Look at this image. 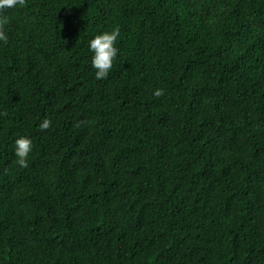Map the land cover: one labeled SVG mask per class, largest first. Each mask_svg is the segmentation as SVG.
<instances>
[{"label": "trees", "instance_id": "trees-1", "mask_svg": "<svg viewBox=\"0 0 264 264\" xmlns=\"http://www.w3.org/2000/svg\"><path fill=\"white\" fill-rule=\"evenodd\" d=\"M0 15V264H264V0ZM112 30L98 80L88 41Z\"/></svg>", "mask_w": 264, "mask_h": 264}, {"label": "clouds", "instance_id": "clouds-1", "mask_svg": "<svg viewBox=\"0 0 264 264\" xmlns=\"http://www.w3.org/2000/svg\"><path fill=\"white\" fill-rule=\"evenodd\" d=\"M26 0H0V13L6 9L25 6ZM8 23L6 16L0 15V42L6 43L8 36L4 26ZM119 36L117 30L103 32L95 35L88 41V49L93 54L91 57V67L95 70L96 79H104L109 75L113 67V63L118 55L116 41ZM163 92L161 89H156L154 95L160 96ZM52 124L49 119H44L39 127L47 130ZM34 150L33 141L30 137L20 136L14 141L13 155L16 157L15 163L21 167H28V158Z\"/></svg>", "mask_w": 264, "mask_h": 264}]
</instances>
